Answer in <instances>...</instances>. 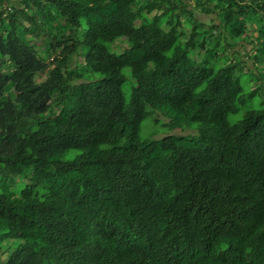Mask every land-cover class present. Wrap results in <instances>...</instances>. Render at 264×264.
<instances>
[{"label": "trees", "instance_id": "16d2710c", "mask_svg": "<svg viewBox=\"0 0 264 264\" xmlns=\"http://www.w3.org/2000/svg\"><path fill=\"white\" fill-rule=\"evenodd\" d=\"M6 1L0 264H264V0Z\"/></svg>", "mask_w": 264, "mask_h": 264}, {"label": "rangeland", "instance_id": "374dc122", "mask_svg": "<svg viewBox=\"0 0 264 264\" xmlns=\"http://www.w3.org/2000/svg\"><path fill=\"white\" fill-rule=\"evenodd\" d=\"M189 2H191V4L193 5V2L194 0H188ZM4 3L7 4V1L4 0ZM155 11H153L152 13H154ZM196 13L198 15V17L200 19H203L205 21H213V23H218L219 22V16H218V11L217 9L216 10H213L211 11L210 13H205V12H200L198 10H196ZM211 21V22H212ZM257 32L254 30V32H252V36L251 38H253V35H255ZM116 45L118 46H114L113 44L111 45L112 49L116 52H120L121 51V47L126 45V42L124 40H117L116 41ZM121 46V47H119ZM237 48L239 49V51L241 52L242 54V58H244V67L245 68H248L250 70H252L254 73H256L257 75H260V73L263 71V67H262V64L260 63H256L252 60L251 56L249 55L253 49V43L252 42H248L244 39L240 40V42L238 43L237 45ZM226 53H230V50H227ZM262 70V71H260ZM125 73L127 74V79L123 85V89H124V92L125 94L128 96L129 93H130V88H131V84L134 82L130 76V71L128 68H126L125 70ZM45 77H47V72L44 71L42 73H40L37 77L38 80H42L44 79ZM263 78L260 77L258 79H253L252 82L249 81L248 79V76H244L242 78V83L244 84L246 90L245 91H248L249 90V87L251 88H255L257 85H261L264 87V83H263ZM135 83V82H134ZM250 83H251V86H250ZM263 83V84H262ZM260 102V98L257 97L255 100H254V105H258ZM245 107V106H244ZM244 107H242V109H240L237 113L235 114H231L230 115V119L232 121H235L236 119H238L239 117L242 116L243 112H244ZM255 107V106H254ZM168 120V117L167 116H163L161 115L160 116V111L159 110H154L152 111V113L147 117L145 118L143 121H142V124H141V136L146 138H153V137H159V136H163L167 133H174V134H179V133H185V134H195L197 133V130L195 129L194 131L190 128H171V129H167L165 128L162 123L163 122H167ZM75 153V151H72L70 153H68V156H72L73 154ZM25 184V180H20V182H16L15 183V186H13V190L17 191V192H20L22 186ZM4 256V255H3ZM6 256V254H5Z\"/></svg>", "mask_w": 264, "mask_h": 264}]
</instances>
